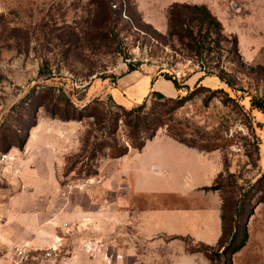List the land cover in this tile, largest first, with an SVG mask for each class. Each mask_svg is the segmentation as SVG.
Listing matches in <instances>:
<instances>
[{
  "label": "rangeland",
  "instance_id": "374dc122",
  "mask_svg": "<svg viewBox=\"0 0 264 264\" xmlns=\"http://www.w3.org/2000/svg\"><path fill=\"white\" fill-rule=\"evenodd\" d=\"M95 1L0 0V261L14 250L9 264H222L200 250L221 253L246 227L232 264H264V0H104L118 11L107 46L95 39ZM174 3L205 4L224 26L219 44L198 54L165 39ZM170 99H182L180 107ZM92 102L101 109L95 116ZM119 105L141 118L135 134ZM155 117L165 125L152 138L171 131L214 149L219 189L204 190L220 197L223 247L222 229L171 233L133 210L118 216L133 202L146 208L157 200L163 229L187 222L167 211L192 198L180 179L200 160L168 139L151 140ZM148 137L141 151L130 145ZM113 146L134 150L106 156ZM164 157L179 167L150 172ZM135 181L140 191L130 195ZM29 217L39 221L34 243L3 240L2 224L19 233Z\"/></svg>",
  "mask_w": 264,
  "mask_h": 264
},
{
  "label": "trees",
  "instance_id": "16d2710c",
  "mask_svg": "<svg viewBox=\"0 0 264 264\" xmlns=\"http://www.w3.org/2000/svg\"><path fill=\"white\" fill-rule=\"evenodd\" d=\"M95 4H96V8L94 9L95 11L94 13L97 17L96 19L98 20V25L101 26V28L98 29L97 33L95 34V39H97L99 43H101V45L107 46L106 44L107 42H112L115 40V38L113 37L115 34L112 33L110 27H111V23L113 22L112 20L113 15H115L118 11H113L110 4L104 0H97L95 1ZM223 32H224V26L222 22L211 12V10L205 4L199 5V4H190V3H174L168 11V32H167V38L165 39H168L170 41L177 40L178 42L185 44L188 49L194 50L198 54H201L206 49L205 46H207V44H209L210 46L211 41L215 42V45L216 44L218 45L220 42L219 39ZM230 37L232 41L231 49L235 53H238L239 52L238 37L236 34H230ZM208 50L214 51L215 49L208 47ZM136 69H137L136 65L132 63L129 64L130 71H134ZM169 79L174 81L176 87L179 86V83L177 82L176 78L171 76L169 77ZM170 100L172 103H175V109L180 107L178 104L181 103L182 99H178V100L170 99ZM118 107L125 114L124 117L125 125L128 128H132V134H135V132L138 129V126L142 124L141 118L140 117L133 118V110L126 111L121 105H119ZM145 107H146V103L139 105L138 109H143ZM87 110L93 113L92 116H95V114L101 112L99 104L95 102L90 103ZM120 119L123 118L121 117ZM152 121H155L156 123L152 125L153 127H151L152 133L149 135L150 138L155 136L159 128L165 125V123L162 120H160L159 117L153 118ZM148 128L149 127L147 126L146 129L141 131V133L146 134V132L149 130ZM134 136L136 137V135ZM170 136L190 147H195L204 151L203 148H200L196 144L189 143L186 140L178 138L171 131H170ZM147 139H149V137L145 138L144 141L137 144L134 142H130V145L135 149L141 150L144 147V144ZM213 150L214 149L209 151H213ZM128 152H129L128 146L121 148H118L117 146H113L110 147V151L109 153H107L106 156H109L111 158H120L126 155ZM101 156H105V155L100 153V157ZM259 182L264 183V177ZM208 189H219V188L217 187V185H215ZM221 217H222V236L218 241L219 248L223 247L225 242V232H224L225 215L222 213ZM247 239H248L247 229L246 227H243V238L239 243H237V238H234V241L231 242L227 247H225L221 253H219L220 249L218 252H210L208 246L203 247V249L200 251L203 252L204 255L212 262H216L217 260L223 259V262H221L222 264H232L233 255L242 249Z\"/></svg>",
  "mask_w": 264,
  "mask_h": 264
},
{
  "label": "crops",
  "instance_id": "0c3cea01",
  "mask_svg": "<svg viewBox=\"0 0 264 264\" xmlns=\"http://www.w3.org/2000/svg\"><path fill=\"white\" fill-rule=\"evenodd\" d=\"M234 34V33H232ZM168 139V141L179 151L189 153L193 157L199 159V165L196 167L192 165V167H186L183 175L181 176L180 186L190 190L189 195L192 193V198L184 202V205L176 204L174 207H170L171 210L167 211V213L171 214L174 218L177 215H183L184 218L187 219V222H183L182 225L176 226L175 229L165 230L159 223H162L163 220V207L159 206L157 200V205L154 206L152 203L150 206H146V208H142L138 205L137 201L132 203L134 208L131 209V204L128 201L126 205L129 203L128 212H124L125 207H121L123 211H117L118 216L121 215L122 218L130 217L131 210L135 211V216H137V220H145L146 223L150 225L153 230H164L165 232H174L177 230L188 229L192 231L203 230L207 236L219 235L222 229V206L220 205V197L213 193L212 191L206 192L204 189H208L213 186V183L216 182L218 178V174L220 173V162L215 160L214 152H206L202 151L195 147H190L182 142H179L172 136H156L153 139ZM149 140V141H151ZM145 142L144 146L146 143ZM144 148V147H143ZM142 148V149H143ZM133 151L134 149L131 148ZM141 149V150H142ZM138 150V149H137ZM139 150V151H141ZM154 162L150 165V172L152 173H170L171 171L177 169L179 164L173 160L171 157H164L160 159H153ZM131 173H129L130 175ZM133 175V174H132ZM135 180H137L136 176L133 175ZM190 188H187V187ZM130 188V187H129ZM140 191V187H138L137 182L133 187H131L128 191L129 194L132 195L134 191ZM132 191V192H130ZM183 193H187V191H182ZM155 193V192H153ZM198 195V196H197ZM192 204V207L188 208L187 205ZM123 206L125 204H122ZM138 205V207H136ZM136 207V209H135ZM29 208V206H26ZM30 209V208H29ZM125 209V211H126ZM114 214V212H113ZM37 219L29 217L25 223L19 224V227H25L26 230L21 231L19 233L11 232V224L6 222L2 224L4 231V239L3 240H16V239H29L30 242L34 243L35 238V229L36 225H39V221ZM217 223V228H213V225ZM177 225V224H176ZM221 238V237H220ZM14 250H9V252L5 255V257L0 261V264H9V258L13 255Z\"/></svg>",
  "mask_w": 264,
  "mask_h": 264
}]
</instances>
